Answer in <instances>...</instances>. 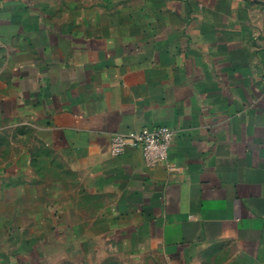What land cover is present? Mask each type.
<instances>
[{
	"label": "crops",
	"instance_id": "obj_1",
	"mask_svg": "<svg viewBox=\"0 0 264 264\" xmlns=\"http://www.w3.org/2000/svg\"><path fill=\"white\" fill-rule=\"evenodd\" d=\"M117 248L264 264V0H0V264Z\"/></svg>",
	"mask_w": 264,
	"mask_h": 264
},
{
	"label": "built area",
	"instance_id": "obj_2",
	"mask_svg": "<svg viewBox=\"0 0 264 264\" xmlns=\"http://www.w3.org/2000/svg\"><path fill=\"white\" fill-rule=\"evenodd\" d=\"M174 135L175 131L170 127L117 133L113 136L112 152L119 155L128 148H140L147 155L149 163L154 164L167 159Z\"/></svg>",
	"mask_w": 264,
	"mask_h": 264
},
{
	"label": "rangeland",
	"instance_id": "obj_3",
	"mask_svg": "<svg viewBox=\"0 0 264 264\" xmlns=\"http://www.w3.org/2000/svg\"><path fill=\"white\" fill-rule=\"evenodd\" d=\"M118 253H109L107 254H100L97 256L95 263L87 264H168L165 259L162 257H138L135 253H129L127 248H117ZM112 250V249H106L105 251ZM115 250V249H113ZM152 253V252H150Z\"/></svg>",
	"mask_w": 264,
	"mask_h": 264
}]
</instances>
